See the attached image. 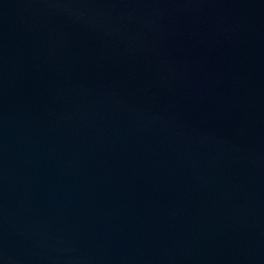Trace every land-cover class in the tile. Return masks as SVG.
Returning a JSON list of instances; mask_svg holds the SVG:
<instances>
[{
    "label": "water",
    "instance_id": "obj_1",
    "mask_svg": "<svg viewBox=\"0 0 264 264\" xmlns=\"http://www.w3.org/2000/svg\"><path fill=\"white\" fill-rule=\"evenodd\" d=\"M0 264H264V0H0Z\"/></svg>",
    "mask_w": 264,
    "mask_h": 264
}]
</instances>
